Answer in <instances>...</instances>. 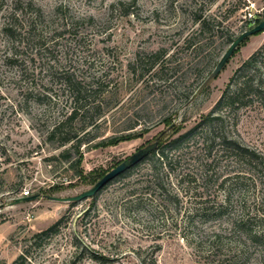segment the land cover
<instances>
[{
    "label": "rangeland",
    "instance_id": "1",
    "mask_svg": "<svg viewBox=\"0 0 264 264\" xmlns=\"http://www.w3.org/2000/svg\"><path fill=\"white\" fill-rule=\"evenodd\" d=\"M200 18L213 19L202 35ZM250 19H264V0H0V264L25 249L29 264H264V167L251 174L198 138L161 172L162 189L142 161L94 200L47 198L79 195L196 126L264 31L206 86L214 64L204 57L218 62ZM70 81L89 96L75 103ZM237 117L228 137L264 155V111ZM61 217L57 234L34 238Z\"/></svg>",
    "mask_w": 264,
    "mask_h": 264
},
{
    "label": "trees",
    "instance_id": "2",
    "mask_svg": "<svg viewBox=\"0 0 264 264\" xmlns=\"http://www.w3.org/2000/svg\"><path fill=\"white\" fill-rule=\"evenodd\" d=\"M211 21H213V19L211 18H200L198 21V30H196L194 34L202 35V33L206 32L208 27L211 25ZM261 21L262 20L259 19H250L248 23L249 25H257ZM229 42L230 44H232L233 41L230 39ZM195 50L198 49L195 48ZM214 57H204V60H207L208 58L210 59V68L211 64L212 66L214 64L215 68L219 62L216 61L215 63V60L213 59ZM263 64L264 44L240 65V67L236 71V74L231 79L211 111L205 117H203L196 126L188 130L184 134L179 135L177 138L169 139L163 144L157 142L156 144L141 149L145 151L143 158L138 163L130 165L120 176H124V174L132 171V169L138 166V164L142 161H150L152 169H154L155 172L158 173V175L156 176V180L158 181L157 185L162 189V182L164 181L163 178L160 177L161 172L166 170L167 174L169 175L170 171L173 170L172 166L180 162L181 159L179 158H182V155L184 154L182 151H184V149L187 148V146L197 138L203 140V142L206 143L209 154L212 153V151L215 149V146L218 145L221 148L222 152H231L237 161L242 164H246L249 168L248 171L251 174H259L264 167V155L256 151H251L247 148H244L235 140L230 139L228 137L227 130L230 126L229 122L231 118H233L234 120L233 125H237V116L243 109L252 107L257 104V106H259L264 111V71L262 69ZM78 85L79 83H73L72 81H70L72 90L71 97L75 103H78L82 99L89 96V93H86L87 89ZM78 113L79 109L74 108L67 118V121H73L74 119H76ZM65 123L66 122L59 123L51 131V135L55 136L56 134H58ZM134 128L135 127H130L129 129H127V131H132L134 130ZM76 136L77 135H75L74 138H76ZM133 137L134 135L127 134L118 138H114L110 140L109 143L115 144L118 142L129 140ZM70 140L71 137H66L64 138L62 144H66L70 142ZM77 143L79 144L80 141L78 140ZM68 154L69 153L67 151L66 155ZM129 160L130 158L126 161V163H128ZM210 161V163H208L209 161L202 163V165L206 169L204 170L205 174L207 173L206 171H208L209 168L213 167L214 162H216L215 159ZM67 162L70 163L71 159L68 158ZM70 165L74 166L75 164L70 163ZM103 177H101L100 179H102ZM92 199L94 200L95 197H93ZM64 220L65 218L61 217L49 228L42 231L41 233L36 234L34 238H49L54 234H57ZM29 262V250L25 249L22 254H20L17 259L14 260L12 264H29Z\"/></svg>",
    "mask_w": 264,
    "mask_h": 264
},
{
    "label": "water",
    "instance_id": "3",
    "mask_svg": "<svg viewBox=\"0 0 264 264\" xmlns=\"http://www.w3.org/2000/svg\"><path fill=\"white\" fill-rule=\"evenodd\" d=\"M264 31V19L262 21L252 27L251 29L245 31L241 35H239L229 46L227 51L224 53V55L221 57L219 60L218 64L214 68V70L211 72L209 77L206 79L205 83L203 86L208 85L211 80H213L221 71L222 69L226 66L232 55L234 54L235 50L239 47V45L246 40L248 37H251L257 33H260ZM145 151L140 150L136 155H133L130 157V160L128 163L123 162L113 170H111L109 173H107L102 179H100L91 189L73 196V197H68V198H59V197H47L51 200L55 201H60V202H79L83 201L89 198H93L96 196V194L107 184H109L111 181H113L115 178L119 177L130 165H133L135 163H138L144 156ZM39 196H33V197H22L19 198L15 201V204H21L25 203L28 201L36 200Z\"/></svg>",
    "mask_w": 264,
    "mask_h": 264
},
{
    "label": "built area",
    "instance_id": "4",
    "mask_svg": "<svg viewBox=\"0 0 264 264\" xmlns=\"http://www.w3.org/2000/svg\"><path fill=\"white\" fill-rule=\"evenodd\" d=\"M25 194H27V196H28V194H29V193H28V192H26Z\"/></svg>",
    "mask_w": 264,
    "mask_h": 264
}]
</instances>
